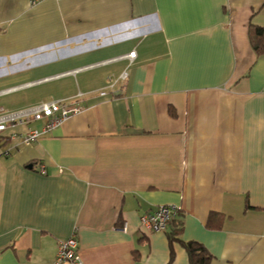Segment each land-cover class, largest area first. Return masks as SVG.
Returning <instances> with one entry per match:
<instances>
[{"label": "crops", "instance_id": "1", "mask_svg": "<svg viewBox=\"0 0 264 264\" xmlns=\"http://www.w3.org/2000/svg\"><path fill=\"white\" fill-rule=\"evenodd\" d=\"M250 23L264 28V0H0V116L83 93L31 144L40 121L0 133V264H52L72 235L84 264H188L178 242L169 261L178 222L209 264H264ZM163 204L179 209L167 229L141 230Z\"/></svg>", "mask_w": 264, "mask_h": 264}, {"label": "built area", "instance_id": "2", "mask_svg": "<svg viewBox=\"0 0 264 264\" xmlns=\"http://www.w3.org/2000/svg\"><path fill=\"white\" fill-rule=\"evenodd\" d=\"M36 1L37 0H31V3H35ZM134 55V51H131L127 56L133 58ZM126 76V71H123L118 78L119 80H124ZM113 83H115V81L109 83L107 87L112 88L114 85ZM107 93L106 89L98 91V94L101 96H105ZM82 96L83 93L79 92L71 98L44 102L17 114L0 116V133L6 130L8 125H14L16 121H21L22 119L26 121L30 119L40 121V127L29 128L20 135V141L23 144H31L40 136L51 133L72 115L80 112V110H82V105L80 104ZM7 153L6 151V154ZM41 172L44 173V170L41 169ZM178 210L179 209L173 205H158L152 211L141 215L140 229L145 232L165 231ZM77 249V240L74 235L59 240L57 242L56 254L52 264H84Z\"/></svg>", "mask_w": 264, "mask_h": 264}, {"label": "trees", "instance_id": "3", "mask_svg": "<svg viewBox=\"0 0 264 264\" xmlns=\"http://www.w3.org/2000/svg\"><path fill=\"white\" fill-rule=\"evenodd\" d=\"M248 37L252 49L254 50L256 56L260 55L264 49V28L249 24L248 26ZM181 230L180 222L175 224V227L167 232V237L170 246V258L172 261L174 257V252L172 248L173 242H178L186 251L188 256V264H209L212 255L200 242L195 240H183L179 237Z\"/></svg>", "mask_w": 264, "mask_h": 264}]
</instances>
